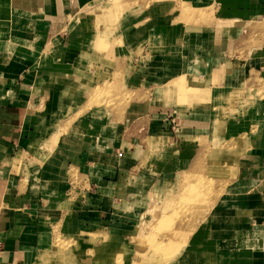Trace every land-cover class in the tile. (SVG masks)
<instances>
[{
	"label": "crops",
	"instance_id": "crops-1",
	"mask_svg": "<svg viewBox=\"0 0 264 264\" xmlns=\"http://www.w3.org/2000/svg\"><path fill=\"white\" fill-rule=\"evenodd\" d=\"M93 2L0 0V264L112 246L188 173L219 190L183 262L264 264V0H191L210 19L188 26L155 5L121 48L98 42ZM180 75L206 100L164 103Z\"/></svg>",
	"mask_w": 264,
	"mask_h": 264
},
{
	"label": "rangeland",
	"instance_id": "rangeland-1",
	"mask_svg": "<svg viewBox=\"0 0 264 264\" xmlns=\"http://www.w3.org/2000/svg\"><path fill=\"white\" fill-rule=\"evenodd\" d=\"M137 1L94 0L92 5L84 6L82 13H92L91 16L95 18L93 24L94 27L95 24L97 26L98 42H104L113 37V46L121 48L126 45V37L123 40L114 37L115 31L118 28L123 29L125 27L127 28L125 32H132L139 24L132 25L130 23V26L127 27V20L132 17L139 18L142 15L143 18H146L149 14H152V8L155 5H172L170 6L171 10L167 12L171 23L176 22L187 25L191 22H200V20L201 22H209L210 19L208 11L197 9L199 7L194 5L191 0ZM83 15L81 16L83 17ZM195 19L197 21H194ZM155 20L158 23L157 19L149 18L141 24L147 26L148 23L150 25ZM95 46L98 48L97 45ZM102 47L104 46L102 45ZM207 79L209 80V77ZM109 87L110 85L97 86L93 96L91 95V102L98 99V101L104 102L103 99L105 98H109L107 101L110 102L113 91H109L111 89ZM160 87L166 104L192 106L194 102L206 100V97L203 98L201 94L202 92L207 93V87L199 84L196 79L188 78L185 75L177 76L164 84H160ZM148 144L149 150L152 151L155 146L150 142ZM181 179L176 195L173 194L175 185L171 181H169L167 190L162 196L149 192V206L143 209L137 227L130 231L128 236L123 235L124 239L113 238L112 246H98L96 241L94 243L91 241V244L87 247L76 242L72 243V241L67 243L68 240L64 238L65 241L62 242V245L56 247V255L62 259L56 260L55 264H196L194 259L183 262L187 243L189 237L201 223L199 217L200 221H203L208 209L212 206L219 185L215 184L212 179L206 180L201 176H196L195 173L183 174ZM174 210H177V212ZM183 224L185 226H182ZM162 226L172 227L170 233L179 232L180 230V233H182L181 238L170 239L168 233L161 232ZM194 226L195 228L190 233L191 228ZM185 240L186 242H184ZM157 244L159 248L155 246ZM184 244L185 246L182 248ZM96 246L98 248H95ZM155 249H157L156 252L153 251Z\"/></svg>",
	"mask_w": 264,
	"mask_h": 264
},
{
	"label": "bare ground",
	"instance_id": "bare-ground-1",
	"mask_svg": "<svg viewBox=\"0 0 264 264\" xmlns=\"http://www.w3.org/2000/svg\"><path fill=\"white\" fill-rule=\"evenodd\" d=\"M3 26V25H2ZM6 26V25H5ZM1 34V33H0ZM3 37V36H2ZM194 194V193H193ZM197 194V193H196ZM199 194V193H198ZM175 205H177V204H175ZM175 207V206H174ZM176 209V208H175ZM174 211H176L177 212V210H174ZM199 217V216H198ZM192 218V217H191ZM190 218V219H191ZM190 222V221H189ZM199 222H202V221H200V217H199ZM193 223V222H192ZM163 227V229H162V231L161 232H163V233H168V237L170 238V239H174V240H176V239H179V238H181V236H182V233H180L181 231L179 230V232H176V231H174V232H172V233H170L169 231H170V229L172 228V227H168V226H162ZM195 228V226L194 227H192L191 228V230H190V233L192 232V230ZM174 229V228H173ZM180 229V228H179ZM164 230H168V231H164ZM176 230V229H175ZM178 231V230H177ZM80 233V232H79ZM162 233V234H163ZM180 233V234H179ZM189 234V233H188ZM89 235V234H88ZM184 235V234H183ZM93 236V235H92ZM258 237V236H257ZM82 240V239H81ZM187 240V239H186ZM186 240L184 241V242H186ZM79 241V240H78ZM88 241V240H87ZM75 242V241H74ZM78 243V242H77ZM176 244H177V242H175ZM238 243H239V241H238ZM193 245V244H192ZM244 245V244H243ZM155 246H159L158 244L157 245H155ZM185 246V244L182 246V248ZM237 246V245H236ZM251 246V245H250ZM264 247V246H263ZM159 248V247H158ZM181 248V249H182ZM259 249V248H258ZM264 249V248H263ZM156 250L157 249H155V250H153L154 252H156ZM262 250V249H261ZM259 252V251H258ZM262 253V252H261ZM260 253V254H261ZM47 259V258H46ZM55 260V259H54ZM55 263V262H54ZM60 263V262H59Z\"/></svg>",
	"mask_w": 264,
	"mask_h": 264
}]
</instances>
